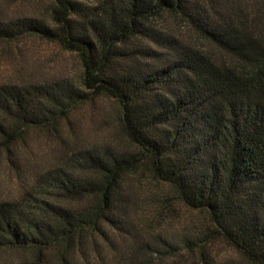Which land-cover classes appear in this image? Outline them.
<instances>
[{
    "label": "trees",
    "instance_id": "trees-1",
    "mask_svg": "<svg viewBox=\"0 0 264 264\" xmlns=\"http://www.w3.org/2000/svg\"><path fill=\"white\" fill-rule=\"evenodd\" d=\"M53 1L50 23L0 18V40L37 36L76 52L79 84H0V153L14 164L22 131L96 95L117 101L134 150L78 146L19 196L0 199V264L8 250L24 252L15 264H82L103 244L116 258L124 250L117 264H154L175 250L143 235L130 214L139 196L125 176L138 167L206 214L210 228L183 238L204 264H216L206 251L215 238L264 264V0L252 1L251 15L230 0ZM163 14L185 19L228 58L156 23Z\"/></svg>",
    "mask_w": 264,
    "mask_h": 264
},
{
    "label": "rangeland",
    "instance_id": "rangeland-1",
    "mask_svg": "<svg viewBox=\"0 0 264 264\" xmlns=\"http://www.w3.org/2000/svg\"><path fill=\"white\" fill-rule=\"evenodd\" d=\"M230 1L248 15L253 12V0ZM53 4V0H0V18L39 16L50 23ZM156 21L214 57L228 58L216 46L198 37L180 16L163 14ZM81 74L78 54L62 48L57 42L37 36L0 40V84L38 83L54 78H64L79 84ZM119 116V105L115 99L96 95L89 101L75 105L58 120L22 131L21 139L14 145V164L7 160L4 153H0V199L19 196L32 184L35 176L78 146L103 143L120 151H133L134 146L122 132ZM142 170L138 167L136 172L125 176L127 188L139 196L130 214L139 228H143V235L159 234L176 245L172 252L158 256L154 264H204L200 249L188 250L183 238L189 232L195 234L210 228L208 217L203 211L184 205L168 184L153 180ZM120 244L122 247H119L125 249L123 245L126 242ZM88 245L92 246L91 243ZM123 251L117 252L116 258L108 245L103 244L99 252L92 251L80 261L82 264H117L119 253ZM206 251L216 264H249L243 255L222 238L209 242ZM23 253L16 250L3 252V262L15 264L21 260Z\"/></svg>",
    "mask_w": 264,
    "mask_h": 264
}]
</instances>
